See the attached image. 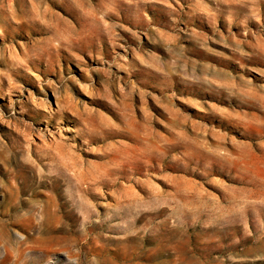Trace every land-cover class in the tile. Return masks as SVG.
<instances>
[{
	"label": "rangeland",
	"instance_id": "obj_1",
	"mask_svg": "<svg viewBox=\"0 0 264 264\" xmlns=\"http://www.w3.org/2000/svg\"><path fill=\"white\" fill-rule=\"evenodd\" d=\"M0 264H264V0H0Z\"/></svg>",
	"mask_w": 264,
	"mask_h": 264
},
{
	"label": "bare ground",
	"instance_id": "obj_2",
	"mask_svg": "<svg viewBox=\"0 0 264 264\" xmlns=\"http://www.w3.org/2000/svg\"><path fill=\"white\" fill-rule=\"evenodd\" d=\"M32 2V1H31ZM61 10V9H60ZM44 11H45V14H50L51 13V11H50V8L49 7H45L44 8ZM66 15V14H65ZM48 27L46 28V31H48ZM67 41V40H66ZM49 41H47V43H48ZM60 42H62V41H60ZM64 42V41H63ZM59 45L60 46H62L63 44L62 43H59ZM54 50L55 51H60V48L59 47H56V48H54ZM95 141V139H92L91 140V142L90 143H92V142H94Z\"/></svg>",
	"mask_w": 264,
	"mask_h": 264
}]
</instances>
